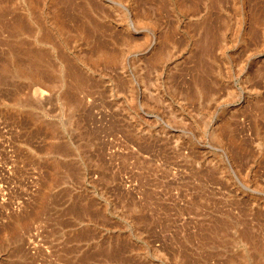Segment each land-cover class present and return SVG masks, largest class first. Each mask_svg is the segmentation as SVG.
I'll return each instance as SVG.
<instances>
[{"label":"rangeland","instance_id":"1","mask_svg":"<svg viewBox=\"0 0 264 264\" xmlns=\"http://www.w3.org/2000/svg\"><path fill=\"white\" fill-rule=\"evenodd\" d=\"M0 264H264V0H0Z\"/></svg>","mask_w":264,"mask_h":264},{"label":"bare ground","instance_id":"2","mask_svg":"<svg viewBox=\"0 0 264 264\" xmlns=\"http://www.w3.org/2000/svg\"><path fill=\"white\" fill-rule=\"evenodd\" d=\"M36 84H41L42 85V83H40V82L39 83L37 82ZM38 89H40V88H38ZM38 92H39V90H38ZM40 93L43 95L44 94V91H42V89H40Z\"/></svg>","mask_w":264,"mask_h":264}]
</instances>
